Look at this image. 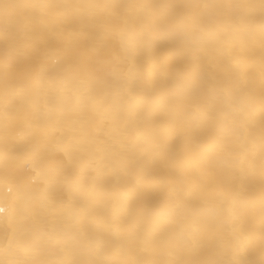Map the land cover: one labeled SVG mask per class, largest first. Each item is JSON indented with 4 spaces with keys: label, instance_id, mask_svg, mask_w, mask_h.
<instances>
[{
    "label": "bare ground",
    "instance_id": "bare-ground-1",
    "mask_svg": "<svg viewBox=\"0 0 264 264\" xmlns=\"http://www.w3.org/2000/svg\"><path fill=\"white\" fill-rule=\"evenodd\" d=\"M39 2L0 0V264H264L260 0Z\"/></svg>",
    "mask_w": 264,
    "mask_h": 264
},
{
    "label": "snow or ice",
    "instance_id": "snow-or-ice-1",
    "mask_svg": "<svg viewBox=\"0 0 264 264\" xmlns=\"http://www.w3.org/2000/svg\"><path fill=\"white\" fill-rule=\"evenodd\" d=\"M32 7H38L42 10H53L60 7V5L57 4L56 0H40L39 3L30 5ZM197 11L193 12L192 19L198 20L200 19L199 16V9L200 8H209V7H216L218 9H225L228 7H243V0H231L230 3H225L224 0H221L220 3H214L213 0H200V2L194 6ZM260 31H261V37L264 39V0H260ZM161 39H167V34H164L161 36ZM22 89H27L30 87V83L28 81L21 80L18 85ZM55 82L53 81V86L49 90V98H48V104L52 109H56L58 107V102L60 101V97L58 94H55ZM186 87L193 88L194 85L191 83L187 84ZM8 104H12L11 98L8 100ZM51 115V113H50ZM71 264H78V262H71Z\"/></svg>",
    "mask_w": 264,
    "mask_h": 264
}]
</instances>
